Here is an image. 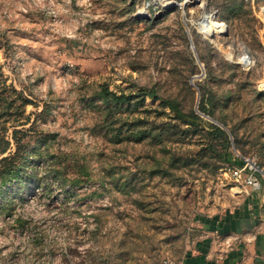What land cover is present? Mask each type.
Here are the masks:
<instances>
[{
  "label": "rangeland",
  "instance_id": "obj_1",
  "mask_svg": "<svg viewBox=\"0 0 264 264\" xmlns=\"http://www.w3.org/2000/svg\"><path fill=\"white\" fill-rule=\"evenodd\" d=\"M0 48L32 102L0 264L183 263L238 200L231 161L264 169V0H0Z\"/></svg>",
  "mask_w": 264,
  "mask_h": 264
},
{
  "label": "crops",
  "instance_id": "obj_2",
  "mask_svg": "<svg viewBox=\"0 0 264 264\" xmlns=\"http://www.w3.org/2000/svg\"><path fill=\"white\" fill-rule=\"evenodd\" d=\"M261 182V190L241 189L234 206L199 226L182 264H264V177Z\"/></svg>",
  "mask_w": 264,
  "mask_h": 264
},
{
  "label": "trees",
  "instance_id": "obj_3",
  "mask_svg": "<svg viewBox=\"0 0 264 264\" xmlns=\"http://www.w3.org/2000/svg\"><path fill=\"white\" fill-rule=\"evenodd\" d=\"M1 49V48H0ZM123 96H117L120 100ZM148 98L155 99V96H149ZM32 104L30 100H27L23 97V95L11 86L7 84V79L5 78L3 72L0 69V181L7 180L12 177L19 176V163L18 159L21 157L23 153V146L21 144V139H19V135L23 132L19 130H14L13 139L16 142V152L14 155H10L8 157H3L6 154H9L12 150L13 144L6 137L8 134L6 123L14 124L22 119L24 116V109L27 105ZM163 104L173 110L177 117L182 121H189L191 116L181 112L172 102L163 100ZM25 121L28 123L29 118H26ZM216 131L220 133H224L219 128L215 127L213 124H208Z\"/></svg>",
  "mask_w": 264,
  "mask_h": 264
},
{
  "label": "built area",
  "instance_id": "obj_4",
  "mask_svg": "<svg viewBox=\"0 0 264 264\" xmlns=\"http://www.w3.org/2000/svg\"><path fill=\"white\" fill-rule=\"evenodd\" d=\"M237 163L233 162L225 169L227 175L231 176L234 183L243 191H259L262 189L261 178L264 177V169L261 167L259 156L250 154L246 156H237ZM236 161V160H235ZM164 264H182L170 258L164 261Z\"/></svg>",
  "mask_w": 264,
  "mask_h": 264
}]
</instances>
